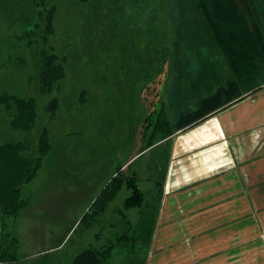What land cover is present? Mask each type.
Segmentation results:
<instances>
[{
  "label": "rangeland",
  "instance_id": "obj_1",
  "mask_svg": "<svg viewBox=\"0 0 264 264\" xmlns=\"http://www.w3.org/2000/svg\"><path fill=\"white\" fill-rule=\"evenodd\" d=\"M51 7L53 32L44 45L48 52H56L65 74L54 90L46 93L39 90L37 77L36 50L42 41L27 46L15 37L36 29L35 22L41 24L43 14ZM262 10L264 0H0V91L34 96L37 112L33 128L13 129L7 120L8 109L0 103V143L16 139L30 142L45 126L50 145L67 144L72 148L69 155L62 152L45 156L43 167L33 178L35 196L62 194L66 171L69 179H99L102 173L95 171V166L101 161L100 149L106 166L123 153L126 157L132 151L134 138L138 149L142 146L140 135L149 138L157 112L165 109L167 115L175 116L188 97L199 94L196 88L207 77L199 62L209 58L207 54H220L222 46L217 36H239L246 31L249 38H242L245 49L256 51L254 44L257 50L261 46L264 49ZM38 34L36 30L30 36L39 38ZM19 55L25 57L23 66L15 64ZM221 59L223 63L218 60L216 65H223L227 71L225 58ZM210 67L218 73L214 64ZM259 72L261 76L254 72L253 81L264 78V71ZM175 92L180 100L172 105ZM52 94L58 95L59 103L50 112L45 104ZM123 132L125 137L121 139L118 134ZM66 161L73 162L74 167L66 169ZM94 187L95 184L78 193L82 195L81 205ZM122 188L119 195L125 192ZM116 202L108 199L101 209L103 215L98 221L102 222V231L97 239L92 236V227H82V223L63 240L79 212V201L63 214L50 208L38 210L31 219L39 230L20 225L18 264H45L52 257L56 264H67L71 255L88 245L111 250L102 264H145L156 220L154 202L150 201L146 208L151 213L133 217L130 224L124 222L129 219L124 202ZM141 204L132 209L136 212ZM93 219L94 215L86 218V223ZM109 222L113 225L109 226ZM47 230L53 231L48 235V245L63 241L50 253L40 254Z\"/></svg>",
  "mask_w": 264,
  "mask_h": 264
},
{
  "label": "crops",
  "instance_id": "obj_2",
  "mask_svg": "<svg viewBox=\"0 0 264 264\" xmlns=\"http://www.w3.org/2000/svg\"><path fill=\"white\" fill-rule=\"evenodd\" d=\"M234 36L237 34L217 36L222 54L211 53L212 57L207 54L210 60H200L201 71L206 72L207 77L204 76L196 88L199 94L188 97L186 104L214 90L228 74L236 79L243 95L241 98L152 143H147L148 138L141 134V148L138 149L134 138L132 151L126 157L121 154L107 166L102 160V149L96 147L97 151L100 149L98 157L101 161H98L95 171L102 173V177L69 179L66 171L62 194L35 196L33 193V178L43 167L44 157L36 173L20 186L22 205L18 214L1 217L0 236L4 240L5 233L10 232V236L16 238L17 244L11 248L15 254L20 244V228L27 225L35 231L39 227L31 219L38 215V210L50 208L63 214L79 201V212L74 215L65 240L69 233L82 226L83 215L91 209L110 178L121 174L136 177L143 192L141 208L136 212L133 206H124L129 217L124 222L130 224L133 217L151 213L146 208L150 207V201L154 202L153 216L156 215V220H153L145 264H264V78L253 81L254 72L261 76L259 69L264 71V49L258 41L262 49L257 50L254 44L256 51L248 52L242 44V38H249L246 31ZM221 57L225 58L227 71L223 70V65H216ZM212 64L218 68V73L212 71ZM194 68L197 72L196 66ZM178 94L175 92V100L171 104L180 100ZM118 136L124 138L125 132ZM71 149L67 144L62 147L51 144L45 156H58L62 152L69 155ZM49 164L52 166V162ZM64 167H74V163L66 161ZM104 168L107 169L105 173ZM93 184V192L81 205L82 195L78 193L85 192ZM123 186L125 192L119 195ZM123 186L110 201L124 202L130 189L125 184ZM102 215L101 210L89 224L82 226L92 227L95 239L101 237L102 222L98 219ZM52 233V230H47V234L42 236L45 245L40 254L50 253L63 241L58 245H48V235ZM17 259L18 256L13 264H18ZM45 264H56V261L54 257L48 258Z\"/></svg>",
  "mask_w": 264,
  "mask_h": 264
},
{
  "label": "trees",
  "instance_id": "obj_3",
  "mask_svg": "<svg viewBox=\"0 0 264 264\" xmlns=\"http://www.w3.org/2000/svg\"><path fill=\"white\" fill-rule=\"evenodd\" d=\"M52 13L53 7L46 10L43 16L41 15L43 18L41 24L40 22H35L36 29L30 33L24 31L15 37L17 40L25 42L27 46H30L35 41H42L43 45L36 50L37 77L39 90L46 93L54 90L57 82L65 74L63 64L57 60L56 52L53 50L48 52L44 45L48 41L49 35L53 32ZM36 30L39 31V38L38 36L32 38L30 35L36 34ZM24 35H26V39ZM15 64L17 66L25 65L24 55L17 56ZM242 96L236 79L228 74L224 81L218 84L214 90L188 101L184 107L175 113V116L167 115L165 109L157 112L147 143L162 139L170 135L175 129L187 128ZM0 103L4 105L6 110L8 109L6 115L11 128L21 130L33 128L37 117L36 99L34 96L1 90ZM58 103V95L52 94L47 99L45 109L53 112ZM42 128L36 138L31 140L32 142L27 139H16L0 143V226L3 215L18 214L22 205L19 196L20 186L36 173L50 148L48 128L45 126ZM28 146H30L32 152L28 149ZM123 181L130 189V193L124 198V206H136L142 202L143 192L138 186L136 177L123 176L121 174L114 175L96 197L91 209L83 215L82 223H86V218L92 217L103 208L105 202L111 199L123 185ZM10 234V232H6L4 240L0 236V264H13L16 259L15 251L11 248L15 247L17 242L16 238L10 236ZM110 251V249L103 250L88 245L78 251L68 264H102Z\"/></svg>",
  "mask_w": 264,
  "mask_h": 264
},
{
  "label": "flooded vegetation",
  "instance_id": "obj_4",
  "mask_svg": "<svg viewBox=\"0 0 264 264\" xmlns=\"http://www.w3.org/2000/svg\"><path fill=\"white\" fill-rule=\"evenodd\" d=\"M262 12H263V15H264V10H262ZM257 18H259V16Z\"/></svg>",
  "mask_w": 264,
  "mask_h": 264
}]
</instances>
